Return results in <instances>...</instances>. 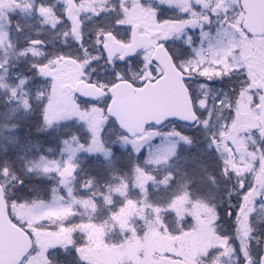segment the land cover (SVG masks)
I'll return each instance as SVG.
<instances>
[{"label": "rangeland", "instance_id": "obj_1", "mask_svg": "<svg viewBox=\"0 0 264 264\" xmlns=\"http://www.w3.org/2000/svg\"><path fill=\"white\" fill-rule=\"evenodd\" d=\"M66 1L57 0L53 9H51V22L45 23L38 19V7H36L35 0H0V39L4 40L3 47H0V65H3V67H0V102L1 105H6L3 109V114L0 115V181L6 178L11 179L7 196L16 194L18 180L24 181L23 189H27L28 186L32 187L40 179L52 180V183H55V187H58L59 176L57 172H50L45 175L42 169L44 167L52 168L54 166L53 162H58L60 171H63L65 161L69 156L74 155L75 158L72 163L78 167L73 173L75 180L68 187L73 189V196L77 200L90 199L96 207L93 210L91 206L84 207L82 203L73 204L72 198L67 196L65 189L60 188L59 193L54 194L51 189L55 187H50L45 190L44 194L45 205H50V207H45L40 205V203L28 205L18 201L12 208L11 214L14 221L22 225H28L29 222L38 223L47 211H61L69 204L83 216L81 219L87 220L89 216H92L94 221L96 218L94 215L99 212L100 207L102 216L108 220L109 207L106 205L104 197L107 196L112 200L111 209L115 211L121 205L122 198L118 192H113L112 189L120 186L123 180L127 183L125 199L136 201L137 208L126 211L120 216L118 221L110 220V223L104 227L103 233H97L94 229L87 230L92 240L97 241L96 243L90 242V247L80 253L81 259H85L88 264H118L123 262L152 264L157 259V256L163 255L176 257L186 264H207L208 260L210 262L213 260L211 258L213 256H217L218 261L222 262L221 264H258L261 252L259 251V244H255L258 238L257 233L253 235L254 243L252 246L237 235L225 240L223 239L224 233L222 235L217 233L218 227L215 226L214 233L208 231L207 227H205L208 222V214L201 212L200 215L203 217V222L197 231L188 235H181L179 239H169L157 219V214L153 213L152 209L150 218L146 217V212L150 208H145L143 213L139 211V202L144 199V195L139 188L133 186L134 179L125 174L126 170L130 171L133 169L134 163L145 169V171L150 172L157 181H161L169 171L176 175L177 180L181 184L185 181L193 180L190 188L195 192L196 198L207 200L209 204L215 203L219 205L221 201L225 202V205L228 204L229 201L226 194L230 190L235 189L236 178L225 180L216 175L214 168L209 167L211 162L208 157L201 154V150L204 148L201 134V138L195 141L193 146L189 147L184 144L179 146L178 153L183 149V162L186 165L192 166L191 164L197 163V159L200 157L201 159L205 157L209 162L204 167L196 168L198 164L194 165L193 168L190 167L194 170L192 174L194 177L190 178L188 173V178L187 175H183L186 171V166L173 165V167L169 168L164 165L152 166L144 163L150 152L155 153L157 148L163 143V136L156 135L155 133L157 132L155 131H151L152 135L147 133L142 138L122 139L118 144L120 153L115 152L111 155V152H109L111 150L110 146L115 140L112 139V130H110L108 123L105 122L104 114L100 111L99 106L103 105V103H97L100 105L95 110L92 109V106L82 109L76 103H55L51 110V115L55 119L51 126L45 123L43 116L39 119L31 117L32 114L42 111L38 93L49 90V81L41 79L38 74L36 75L33 72L32 65L57 55L56 52L81 59L85 58L84 53L77 50L76 45L64 37L65 22H56V17H61V9L66 7ZM110 1L99 0L96 6L98 8L102 4L104 8H107ZM154 1L164 5L160 18L170 21L162 24L163 28H166L162 35H169V29L174 30V35L170 36L168 40L172 44L170 48L173 51L179 49L181 57L186 64L197 59L196 52L193 49L203 48L204 51L202 52L200 63H205L206 61L215 62L217 56L230 58L233 62L242 63L248 68L254 78L255 87L264 86V40H253L245 35L242 29L244 16L240 9L239 0ZM137 2L140 7H136L131 11L126 21V24L131 27H127L126 30L138 25L141 28V32L144 33L151 23L145 16L151 12L146 10L147 5L143 0H137ZM217 2L221 4V7L217 9L220 12V16H223L225 11H228L230 16L239 13L235 24L227 26L226 31L221 34L223 39L220 43H217L216 39L217 28L220 27L217 22L219 18L213 17L211 25L203 19L205 15H211L208 9L204 8V5ZM77 3L78 5L82 4L78 12L79 17L89 6L83 3V0H77ZM5 13H16L21 17L18 24L21 30L17 31L16 27L15 33L21 32L27 26L26 34L23 37L25 42L22 44V37L19 34L20 49L18 51L12 44L11 47H8V42H12L13 27ZM200 25H203V32L208 34L207 38L202 37ZM57 28L59 30L55 31ZM126 30L120 34L124 40L127 38ZM85 33L89 53L95 55L97 49L93 40L90 39L91 31L86 29ZM189 37L191 38V47L186 43ZM158 39L161 41L162 37ZM209 39L214 45L212 50H209ZM30 40H42L44 43L38 46L32 45L30 51ZM5 48H9V50L4 51ZM34 52L37 54L34 55ZM143 57L147 58L148 63L144 64L141 60H137L125 66L118 65L116 70L127 79L137 83L155 80L160 75V70L156 71L158 68L154 70L152 68L154 75L149 74L148 64H150V57L148 55ZM251 61L254 62L253 65ZM59 67L60 71L57 74L59 87L56 91V100H75L74 87L82 77L71 61H62ZM253 67H256L255 71L252 70ZM133 68H138V70L133 72ZM112 70L113 67L111 69L107 68L102 61L96 65L95 71L88 69L87 75L91 76L93 81L103 80L111 82L108 74ZM185 74L196 76L195 65L192 66L191 71L185 72ZM196 77L198 78L196 83L190 84L198 88L201 78ZM83 78L86 79V77ZM22 80L26 81V83L21 84ZM210 87L213 90L217 88L227 90V85L219 81L210 85ZM13 92L15 95H13ZM25 100L28 101V108L24 105ZM251 106V98L246 96L241 101L239 115L237 116L235 129L230 141L232 151L237 153L234 159L239 164L238 171L241 175H249L253 165L258 169L260 166L264 168V159L259 158L256 144L252 138L254 127L259 126L260 116L264 110L258 109L253 112L251 111ZM39 121L46 126L47 131H52L54 137L57 139L62 138L60 139V149L57 150L56 154L54 149L52 150L51 145V151L48 156L37 157L34 155L38 149L43 147L42 145L50 147L49 142L45 143L44 135L32 126L33 123L36 124ZM101 132L105 133L104 138H101ZM74 137L77 139H73ZM49 141L52 143L53 138L49 139ZM136 147H141L144 155L137 157L133 151ZM84 149H91V153ZM224 150L227 152V148ZM105 151L109 152L107 158L104 156ZM93 153L99 154L102 158V162L94 164L98 172L92 177L89 172L84 171L87 168V164H84L82 179L78 183L79 178L76 177V174L80 168L79 162L87 161L89 159L88 155ZM5 169H7L6 173ZM113 169L118 171L113 172ZM177 169L180 171L177 172ZM209 174L216 177L217 187H213L212 183L205 179L206 187L201 189L198 186L200 179L206 178ZM258 176L264 180V172H259ZM100 179L105 180L101 182ZM89 180L92 181V187L88 190H82V185L87 184ZM76 183H78V191L76 190ZM182 191L183 189L177 186L175 182L168 188H165L160 183H148L145 202L149 203L148 197L150 196L152 205L163 207L173 196L179 195ZM54 196L63 197V199L56 198L54 201ZM232 202L235 203L234 197ZM105 205L108 209L103 208ZM190 207L191 205L189 204L177 203L175 212L170 211L159 214L162 216L163 222L167 224L168 233L177 234L179 232L181 225L180 215H187L185 209ZM141 215L151 222L150 226L146 224L145 219L140 218ZM221 215L222 219L218 223L223 221V214L221 213ZM251 220L256 227H264V208L260 207V201L256 203ZM183 227L189 228L190 225L188 222H183ZM133 230L136 234L135 237L132 236ZM108 233H110V238L106 241L105 235ZM39 234L37 235L39 242L45 245L49 243L54 246L63 245L68 242L69 238L67 233L62 232L43 231V233ZM45 234L47 235L45 236ZM125 237H128V239L125 240ZM216 250H221L222 252L211 256L210 259H203V257H209L210 253Z\"/></svg>", "mask_w": 264, "mask_h": 264}, {"label": "snow or ice", "instance_id": "obj_2", "mask_svg": "<svg viewBox=\"0 0 264 264\" xmlns=\"http://www.w3.org/2000/svg\"><path fill=\"white\" fill-rule=\"evenodd\" d=\"M83 3L89 6L85 11L90 10L93 14L88 18H95L94 32L92 34L93 42L97 49L96 54L92 55L89 53L86 43V33L80 30L83 27V22H79L75 28H70L68 31H65L64 37L68 38L71 32L74 37V42L79 45L80 51L85 55L84 59L59 53L40 63L32 65L33 70L37 72L41 79L49 81V90L47 92L38 93V99L42 104L43 119L49 126H51L55 119L51 115V110L56 102V91L59 87L57 74L60 71L59 65L62 61H71L82 77L80 82L89 88L98 89L106 101L111 99L110 93L118 84L130 83L125 76L116 70L118 65L115 63L114 58H109L106 42L111 38L116 39L123 47H131L130 43H125V40L120 34L125 31L127 27H131L126 24L127 18L134 8L140 7V4L137 0H118L117 5H110L104 8L101 4L97 8L96 5L99 3V0H83ZM81 6L82 4L78 5L77 0H67L66 15L64 17H56V22L64 23L65 20L76 21L78 16H73V10L75 9L79 12ZM220 7V2L204 5V8H207L211 13V15H205L203 17L206 23L211 25L213 23V17L219 18L217 21L220 25V27L217 28V43L222 42L223 36L221 34L226 31L227 26L235 24L236 17L239 15V13H236L230 16L228 11H225L224 15L220 16V12L217 11ZM117 9H119V11ZM39 12L45 16L46 23L51 22L52 12L50 9L41 7ZM153 15L156 22L159 24L170 22L159 17V10H155ZM200 27L202 30V37L207 38L208 34L203 32V25H200ZM20 30L19 25H17V31ZM132 35L133 33L129 32V39ZM163 39L165 41L163 43L160 42L159 39L154 41V46L163 49V51L168 54L169 59L173 61V65L180 73L183 89L188 95L189 110L187 116L177 115L170 117V119L175 121L171 130L163 133H155L156 135L163 136V143L157 148L155 153L150 152L149 156L145 158L144 163L152 166L164 165L169 168L173 167L171 161L177 158L179 146L181 144L189 147L193 146V137L189 133L198 130L199 134L203 137L202 143L204 144L201 154L208 157L211 162L209 167L214 168L216 175L225 180L235 177L236 184L235 189L230 190L226 194L229 201L226 206L223 201H221L219 205L215 203L209 204L207 200L201 198L193 199L192 190L190 188L192 181H185L181 184L180 181L177 180L176 175L171 171H169L161 181H157L150 172L145 171V169L134 163L133 171L136 175L133 186L139 188L144 195V199L139 202V211L143 213L145 208L152 209V212L157 214V219L169 239H179L181 235H188L191 232L197 231L203 222V217L200 215L201 212H206L208 214V222L205 227H207L210 233L215 232V225L222 219L221 212H223V216L231 220L237 229H243L245 230V234H247V232L251 231V215L255 210L257 201H260V207L264 208V199H262V197H264V180L260 179L258 176L259 172H264V168L258 169L253 165V169L249 175H241L238 171L239 164L234 159L237 153L232 151V144L230 141L235 129L237 116L239 115L241 101L246 96L251 98V111L256 112L258 109L264 110V86L255 87L254 78L248 68L242 63L233 62L230 58L217 56L215 62L206 61L205 63H200L202 52L204 51L203 48L193 49V51L196 52L197 59L195 61H189L186 64L181 57L180 50L176 49L173 51L166 42L170 39V36L166 35ZM43 43L42 40H30L29 50L31 51L32 45H43ZM186 43L191 47L190 37ZM3 45L4 40L0 39V47H3ZM8 47H11L10 42H8ZM213 48L214 45H212L211 39H209V50ZM33 54L36 55L37 53L34 52ZM135 58V52L127 57H119L121 63L132 61ZM141 59L145 60V63H148L146 57H142ZM102 61L113 65V70L110 73L111 82L103 80L93 81L91 76L87 75L88 69L95 71L96 65L100 64ZM193 65H195L196 76L201 78L198 83V88L190 84L192 80L196 79V76H189L187 78L184 76L185 72L192 70ZM0 67H3V65H0ZM148 71L149 74L154 75L151 64H148ZM156 71H159V69H156ZM209 73H211V75H209ZM83 77H86V79ZM217 81L226 84L227 90H221L219 88L213 90L210 85L215 84ZM24 83H26V81L22 80L21 84ZM13 95H15L14 92ZM84 99H86L87 103L92 105V109L95 110L97 105L96 99ZM24 105L26 108L29 107L27 100H25ZM106 107H110V105L106 104L105 107L100 108V111L103 113ZM168 122L169 120L166 119L162 121L161 124H166ZM152 123L154 122H150L145 128V132L149 135L153 134L151 132ZM176 124H179L180 127H176ZM157 127H159V125H157ZM256 137H258L259 140H257ZM252 138L253 142L256 144L259 158L264 159V127L255 126ZM73 139L77 138L74 137ZM65 143H67V141H65ZM225 148H227V152L224 150ZM84 150L91 153V149ZM133 151L137 157L144 155L141 147H136ZM104 156L107 158L109 152L105 151ZM74 158V155L69 156L65 161L63 171H60L58 162H53L54 166L52 168L44 167L42 172L45 175L50 172H57L59 176L58 187L52 188V193L58 194L60 188H63L67 196L72 198L73 204L82 203L84 207L91 206L93 210H95L96 206L93 201L90 199L84 201L77 200L73 196V189L68 187V185L75 180L73 173L76 167H78L72 163ZM4 171L6 173L7 169ZM29 171H31V169H29ZM179 171L180 170L177 169V172ZM183 175H187V173H183ZM205 179L210 181L213 187H217L216 177L209 174L206 178L200 179L198 186L201 189L206 187ZM174 182L177 186L182 188L183 191L179 195L173 196L165 206H154L145 202L147 199L148 183H160L165 188H168ZM23 184V180H18L16 194L6 197V203L10 206L16 204L18 201L26 203V198L19 195ZM91 187L92 181L89 180L87 184L82 185V190H88ZM126 189L127 183L123 180L120 186L112 189L113 192H118L122 198L121 205H119L115 211L111 209L112 200L107 196L104 197L105 203L109 207V219L112 221H118L120 216L129 209L137 208L136 201L125 199ZM233 197L235 198V203L232 202ZM56 198L63 199V197L54 196L53 200L55 201ZM33 203L35 204L36 201H33ZM39 203L45 207H50V205H45L43 200H40ZM177 203L189 204L191 207L185 209L187 215H180L181 225L179 232L177 234H170L168 233L167 224L163 222V218L159 214L162 212H175ZM80 215L81 214L75 211L72 205L69 204L61 211H47L39 222L32 225L31 228H28L26 225L17 226L25 231L30 238L32 232L38 231L67 233L69 235L67 246L57 249L56 252L58 264H86V261L81 260L80 253L83 249L90 247V242H97L92 240L87 230L94 229L97 233H103L107 221L97 225L91 216H89L87 220H77L76 217ZM140 218L145 219L146 224L149 226L151 225V222L147 221L145 216L141 215ZM183 222H188L190 227L184 228ZM135 235V231L133 230L132 236L135 237ZM78 236L82 237V240H78ZM127 239L128 237H125V240ZM223 239L227 240L229 238L224 237ZM261 260L264 261V257H262Z\"/></svg>", "mask_w": 264, "mask_h": 264}, {"label": "water", "instance_id": "obj_3", "mask_svg": "<svg viewBox=\"0 0 264 264\" xmlns=\"http://www.w3.org/2000/svg\"><path fill=\"white\" fill-rule=\"evenodd\" d=\"M241 4L246 13L245 31L251 36L264 35V0H242ZM132 39L131 47H123L115 39L109 38L106 43L109 58L113 59L121 51L124 52V57H127L133 52L137 54L143 48H151L150 38L140 36L138 30L134 31ZM152 60L163 69V78L153 84L147 83L139 89L129 83H120L110 93L112 101L108 115L116 120L121 130L132 137L144 134L150 122H154L152 126L159 125L157 128H162L167 124H161L162 121L167 119L171 122L174 120L170 117L188 115V95L183 89L180 73L173 65V61L160 48L156 50ZM77 92L84 98L103 97L98 89L89 88L85 84H79ZM262 127H264V114ZM10 238L15 240L17 257L29 250L28 237L22 230L12 225L8 218L3 190L0 187V243L2 241L9 243ZM157 264L169 263L162 259ZM260 264H264V261L261 260Z\"/></svg>", "mask_w": 264, "mask_h": 264}, {"label": "flooded vegetation", "instance_id": "obj_4", "mask_svg": "<svg viewBox=\"0 0 264 264\" xmlns=\"http://www.w3.org/2000/svg\"><path fill=\"white\" fill-rule=\"evenodd\" d=\"M85 16H89V10L86 11V15ZM79 19H80V22H82V20L85 19L83 14L81 16H79ZM68 25L66 26L65 31H68L71 28ZM81 31L85 32L83 27H82ZM163 31H164L163 25H159L157 23H154L153 25H150V24L148 25V28L145 31V33H150L151 34V33H154V32H160V36L163 37V35H162ZM160 36H158L157 38H159ZM90 39H93V35L92 34L90 36ZM68 40L72 44L76 45L77 50H80L79 45L74 42V37L72 36L71 32L69 33ZM149 53H150V56H151L152 55V51L148 52L147 54H149ZM255 69H256V67H255ZM55 103H84V102L79 101V100H63V99H59V100H56ZM94 168H95V166L91 165V166L87 167L84 171L89 170L90 171L89 174H94V173L91 172L92 169H94ZM112 171L116 172L117 170L113 169ZM28 228H31V227L29 226ZM39 233H43V231H38V232H32L31 233V239L33 241V250L29 254V256L24 260V262L22 264H58V256L56 254L57 249H61V248L66 247L67 246V242L64 243L63 245H57V246H54V245H52L50 243L45 245V244H42V243L39 242V240L37 238V235ZM39 235H41V234H39ZM46 235L47 234H45V236ZM77 239L81 240L80 237H77ZM83 251H84V249L82 250L81 253H83ZM169 258H171V257H169ZM81 260L86 261L85 259H81ZM86 264H88L87 261H86ZM119 264H127V263L123 262V263H119ZM152 264H154V262ZM218 264H220V263H218Z\"/></svg>", "mask_w": 264, "mask_h": 264}, {"label": "trees", "instance_id": "obj_5", "mask_svg": "<svg viewBox=\"0 0 264 264\" xmlns=\"http://www.w3.org/2000/svg\"><path fill=\"white\" fill-rule=\"evenodd\" d=\"M0 115H1V113H0ZM107 120L109 121V123H110L111 125L114 124L111 120H109V119H107ZM196 132H198V130H196ZM122 136H123L122 133H119V132L116 131V134H115V137H114L115 142L112 144L114 148H117V147H118V144H119V142H120V138H121ZM193 142H194V138H193ZM10 180H11L10 178H6V179L0 181V184L3 185V187H4L5 191H6V193L9 192V187H8V186H9V181H10ZM8 194H9V193H8ZM148 201H149V203H150V200H148ZM150 204H151V203H150ZM147 215H148V218L151 217V209H148V210H147ZM226 225L228 226V228H229L230 230H231V229H232V230H237V231L234 232V234H237V236H239L240 238L245 239V240H246L251 246H252L253 243H254L253 235H254L255 233H257L258 238H257L255 244H259L260 247L262 246V233H263V228H262V227H258V226L256 227V225L252 222V220H251V223H250V226L252 227V229H251L250 232H247V234H245V230H243V229H237V228L234 226L233 222L228 221Z\"/></svg>", "mask_w": 264, "mask_h": 264}]
</instances>
